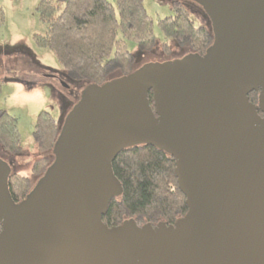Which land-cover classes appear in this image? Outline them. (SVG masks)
I'll return each mask as SVG.
<instances>
[{"label": "water", "instance_id": "obj_1", "mask_svg": "<svg viewBox=\"0 0 264 264\" xmlns=\"http://www.w3.org/2000/svg\"><path fill=\"white\" fill-rule=\"evenodd\" d=\"M192 1L212 24L203 56L87 85L20 203L0 161V264H264V0ZM139 145L174 158L188 212L110 228L112 163Z\"/></svg>", "mask_w": 264, "mask_h": 264}, {"label": "trees", "instance_id": "obj_2", "mask_svg": "<svg viewBox=\"0 0 264 264\" xmlns=\"http://www.w3.org/2000/svg\"><path fill=\"white\" fill-rule=\"evenodd\" d=\"M118 12L108 0H42L37 11L46 25L44 35L35 39L40 47L50 49L67 74L82 83L102 85L107 81L131 74L137 68L136 57L129 51L127 41L137 44L141 52H151L156 38L153 20L148 15L144 0H117ZM173 16L159 21L166 38L186 50L179 56H203L214 42L212 24H197L180 1L171 5ZM0 7V25L4 23ZM169 51L167 44L164 45ZM2 81L0 80V93ZM260 92L250 94L258 104ZM153 106V93L149 95ZM60 127L51 113L39 114L34 137L44 154L35 165L42 177L54 162L53 149ZM0 148L7 155L22 151L19 121L0 108ZM112 169L122 186V194L114 197L103 222L110 228L127 221L138 226L156 227L160 223L174 225L187 212L186 196L181 191L175 173L174 158L150 145H139L122 151L113 161ZM15 203L25 200L34 187L28 177L11 174L8 181Z\"/></svg>", "mask_w": 264, "mask_h": 264}, {"label": "rangeland", "instance_id": "obj_3", "mask_svg": "<svg viewBox=\"0 0 264 264\" xmlns=\"http://www.w3.org/2000/svg\"><path fill=\"white\" fill-rule=\"evenodd\" d=\"M41 1L0 0L5 18L0 25V108L18 119L22 140V151L14 156L3 154L0 148V161L10 166L12 174L28 177L33 187L41 178L36 174L35 165L44 156L34 137L39 114L51 113L61 131L83 90L82 83L67 74L54 53L37 44L35 37L44 35L47 30L37 11ZM108 1L118 12L117 0ZM174 1H180L197 24L207 22L206 12L195 1L144 0L145 9L153 20L156 45L151 52H141L135 42H126L136 57L135 68L180 59L179 56L186 53L173 39L166 38L159 26L160 20L173 16Z\"/></svg>", "mask_w": 264, "mask_h": 264}, {"label": "flooded vegetation", "instance_id": "obj_4", "mask_svg": "<svg viewBox=\"0 0 264 264\" xmlns=\"http://www.w3.org/2000/svg\"><path fill=\"white\" fill-rule=\"evenodd\" d=\"M3 154H5L4 152H3ZM5 155H7V154H5ZM8 156H14V155H8ZM39 178V177H38ZM2 230V228H1V226H0V231Z\"/></svg>", "mask_w": 264, "mask_h": 264}]
</instances>
